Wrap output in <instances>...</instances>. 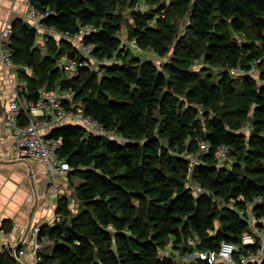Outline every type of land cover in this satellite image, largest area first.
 <instances>
[{
    "label": "trees",
    "instance_id": "1",
    "mask_svg": "<svg viewBox=\"0 0 264 264\" xmlns=\"http://www.w3.org/2000/svg\"><path fill=\"white\" fill-rule=\"evenodd\" d=\"M145 1L149 8L131 12L130 36L140 47L164 54L177 36L176 20L185 14L187 34L180 35L185 38L179 42L184 56L179 64L170 60L160 69L148 59L126 60L117 35L123 21L117 9L121 0H30L53 10L45 21L59 30L74 34L82 24L98 26L83 39L94 43V57L111 60L97 64V72L84 68L72 79L64 77L55 59L61 52L78 54L70 41L51 38L43 51L35 45L34 27L21 19L11 23L6 48L14 64L31 69L30 75L19 69L23 95L32 100L41 87L71 88L74 103L124 138L95 135L73 124L51 128L48 136L61 141L59 156L72 166L68 177L82 179L74 189L87 208L65 220L68 202L65 196L57 198L61 220L41 226L40 233L51 240L38 264H181L159 255L168 240L172 251L180 248L183 256L216 249L222 241L239 243L249 224L222 201L241 208L255 197L264 198V0H170L166 6ZM139 2L130 0L132 6ZM234 32L243 39L236 40ZM194 58L221 66L219 80L191 70ZM257 59L254 73L260 85L253 73L227 70L234 65L248 69ZM232 98L236 106L229 103ZM191 102L203 107L204 119ZM248 116L253 129L246 136L237 129ZM156 134L166 138V148ZM202 141L210 148L193 165L168 151L177 146L191 153ZM222 144L229 158L224 162L216 156ZM189 174L213 194L195 193L187 185ZM253 210L264 215V202ZM20 248L4 247L0 264H22ZM188 260L185 264H209L200 257Z\"/></svg>",
    "mask_w": 264,
    "mask_h": 264
},
{
    "label": "built area",
    "instance_id": "2",
    "mask_svg": "<svg viewBox=\"0 0 264 264\" xmlns=\"http://www.w3.org/2000/svg\"><path fill=\"white\" fill-rule=\"evenodd\" d=\"M143 6V5H141ZM141 9V8H140ZM143 10V9H141ZM53 13L49 7L38 8L32 4L27 10V17L34 23L36 29H40L42 34V43L47 46V42L51 38L56 39H75L77 42L76 50L78 54L70 55L67 52H61L56 55V65L61 69L65 78L72 79L81 73L84 68H92L94 62L93 50L95 45L93 42L84 41L83 37L86 34L96 32L98 26L92 23L82 24L80 29L70 34L66 31L59 30L55 25L46 23L45 19ZM152 22H155L153 19ZM12 32L11 26L5 27L0 36V56L3 62L10 66L13 65L11 53L4 46L6 39L9 38ZM262 33L264 34V28ZM259 44V41H256ZM76 45V44H75ZM131 46L134 49H139L136 39H133ZM260 59L253 62V65L248 69L241 65L228 67L230 74L253 73L255 64ZM24 85L19 84L16 88L15 95L8 101L6 115L3 118L5 126L11 128L12 150L19 158L35 159L42 163L45 173L49 177L47 193L52 198L59 194L58 179L60 176H65L72 166L67 160L59 156L58 148L61 141L59 138L48 136L44 129L64 124L80 125L89 133L115 138L97 118L84 111L83 106L74 103L72 96L74 90L71 88L61 89L60 85L52 89L41 87L39 95L36 99H27L23 95ZM24 117V120H23ZM115 135V136H114ZM117 137V136H116ZM120 140V139H118ZM210 145L206 141L199 143L196 152H191V165L198 162L200 154L207 152ZM227 146L222 144L218 147L216 156L223 161ZM187 185L195 192H208L213 194L212 190L205 189L199 182L193 180L191 174L188 175ZM264 198L255 197L252 201L246 204V207L238 208L231 205V208L236 207V211L244 217L249 224V229L244 230L240 235V242L234 243L230 241H222L216 249H201L198 251H189L184 257L194 259L200 257L205 259L209 264H260L264 262V215H257L253 210L256 204H262ZM230 203V202H228ZM227 203V204H228ZM225 205V203H223ZM226 204V205H227ZM232 204V203H231ZM61 220V213L55 210L53 219L48 221L52 225ZM41 226L33 225V242L31 251L34 255V260L39 263L42 260L43 250L50 243L47 235L40 233ZM188 244L194 245L192 238L187 239ZM25 250L19 249V254H23Z\"/></svg>",
    "mask_w": 264,
    "mask_h": 264
},
{
    "label": "crops",
    "instance_id": "3",
    "mask_svg": "<svg viewBox=\"0 0 264 264\" xmlns=\"http://www.w3.org/2000/svg\"><path fill=\"white\" fill-rule=\"evenodd\" d=\"M30 4V0H0V36L2 30L11 26L15 19H21L34 27L35 23L27 17ZM42 34L40 29H36L35 45L45 51ZM72 40L68 41L76 48L77 42L73 40L75 45ZM8 41L9 38L6 39L5 47ZM19 69L31 74L29 67L17 64L8 66L0 56V251L7 246L21 244L25 252L19 254V261L22 264H38L31 251L33 225H43L53 219L57 198L70 190L66 186L69 177L68 173L60 176L59 194L51 198L47 193L49 177L42 163L35 159L19 158L12 150L11 128L4 125L3 118L17 86H25ZM51 128H45V133H49ZM49 250L46 246L45 252Z\"/></svg>",
    "mask_w": 264,
    "mask_h": 264
},
{
    "label": "rangeland",
    "instance_id": "4",
    "mask_svg": "<svg viewBox=\"0 0 264 264\" xmlns=\"http://www.w3.org/2000/svg\"><path fill=\"white\" fill-rule=\"evenodd\" d=\"M122 2L119 4V7L117 9H119V13L122 16V23H121V28L118 31L117 35L120 39V44L121 47L125 48V55H126V60L130 59V57H137L139 59H148L153 61L156 66H158V68L160 69H164V64L167 61H176L178 64L179 62L182 60V58L184 57L181 54V48L182 47V42L181 44H179V42L181 41V39H184L185 37H180V35H186L187 31V17L185 16V14L180 17L177 21V36L175 37V39L173 40L172 44L169 46L168 50L164 53V54H158L156 53L150 46L146 47V48H142L140 47L139 49H134L131 46V42L134 39L133 37L130 36L129 34V30L130 27L133 23V19L131 16V12L133 11L134 8H141V9H146L149 8V5L147 1L145 0H141V2L137 3L136 6H132L130 4V0H121ZM160 3H164L165 6L166 5H170V0H159ZM143 5V6H141ZM116 9V10H117ZM158 17H162L163 16V12L162 13H158L157 14ZM233 37L240 41L243 39L244 35L241 33H237L234 32L233 33ZM72 40V39H71ZM72 42L74 44H76V42H74L72 40ZM138 43V42H137ZM139 45V44H138ZM178 45V47H177ZM74 47V46H73ZM94 62H93V66L92 68H95V71H99L100 67L97 64H100V62H110L111 59H99L98 57H94ZM116 59V58H114ZM91 68V69H92ZM189 68L191 70L194 71H200V76H205L206 78H208V80L212 81V82H217L219 80V78L221 77V66L219 65H209L208 63H205L202 59L200 58H194L191 60V62L189 63ZM199 73V72H198ZM102 74H98L97 77L101 76ZM253 77L255 79V84L256 85H260L261 84V80L258 77V74H256V72H253ZM237 90L240 92V90L242 91V85L241 82H237ZM229 103H233L235 106L237 104V102L232 98ZM191 106H195L197 107V109L199 110V116H201V119H204V116H202V113L204 112L203 107L201 106H197L196 103L191 102L189 103ZM184 107V106H183ZM253 118L252 116H248L242 123L241 126L237 129V131L239 133L245 134L246 136L250 134V132L253 129ZM112 134H115L114 132H112ZM113 136V135H112ZM109 136V137H112ZM115 136V135H114ZM117 136V137H116ZM115 138L120 139V141H123L124 138H122V136H120L119 134H116ZM157 137V141L158 144L162 147V148H166L167 145V140L164 136H161L159 134H156ZM172 155H180V156H184L187 159H191L192 161L193 158H191V154L190 153H186V151L180 150L177 146L175 148H169L168 150ZM197 149L193 152H196ZM228 158L227 154L225 153V155L223 156L224 159L223 162ZM229 159V158H228ZM190 161V160H189ZM220 162V161H219ZM81 177L78 175H75L74 177H71L68 179L67 181V187L68 189H70L69 191H65L64 192V196L66 197V200L68 202V207L70 210V214L65 216V220H69V217L75 215V214H81L83 212L84 209L87 208V206L85 207L81 201L79 200L78 196L76 195L75 192V185L81 182ZM206 189V187H204ZM63 194V192H62ZM224 202L222 201V206L223 207H227L228 209H233L236 211V207L231 208V205H234L233 203H225V205L223 204ZM227 204V205H226ZM51 240V239H50ZM169 241V242H168ZM167 243L165 244V246H163L161 249H159V255L162 256H172L176 258V261H179L181 264H185L187 263L188 258L184 257L181 254V249H173L174 251H172L171 245H170V240H168Z\"/></svg>",
    "mask_w": 264,
    "mask_h": 264
}]
</instances>
